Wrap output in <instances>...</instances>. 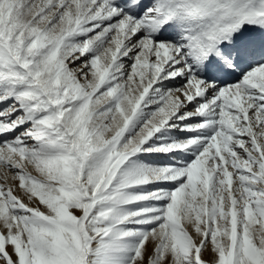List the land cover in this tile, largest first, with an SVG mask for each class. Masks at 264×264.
Returning <instances> with one entry per match:
<instances>
[{
    "label": "snow or ice",
    "instance_id": "snow-or-ice-1",
    "mask_svg": "<svg viewBox=\"0 0 264 264\" xmlns=\"http://www.w3.org/2000/svg\"><path fill=\"white\" fill-rule=\"evenodd\" d=\"M0 264H264V0H0Z\"/></svg>",
    "mask_w": 264,
    "mask_h": 264
},
{
    "label": "bare ground",
    "instance_id": "bare-ground-1",
    "mask_svg": "<svg viewBox=\"0 0 264 264\" xmlns=\"http://www.w3.org/2000/svg\"><path fill=\"white\" fill-rule=\"evenodd\" d=\"M147 249H148V251L150 252V251H152V245H151V243H149L148 245H147ZM209 254V253H208ZM207 254V255H208ZM204 257H205V255H204ZM209 259H207V260H210L211 259V253L209 254ZM204 259H206V257L204 258Z\"/></svg>",
    "mask_w": 264,
    "mask_h": 264
},
{
    "label": "rangeland",
    "instance_id": "rangeland-1",
    "mask_svg": "<svg viewBox=\"0 0 264 264\" xmlns=\"http://www.w3.org/2000/svg\"><path fill=\"white\" fill-rule=\"evenodd\" d=\"M17 194H19V195H21V198H23V193H22V191H19V192H17ZM26 203H27V201H25ZM208 253H204V255H205V257H206V260L207 259H209V254H210V252H209V254L207 255ZM205 257H203V258H205Z\"/></svg>",
    "mask_w": 264,
    "mask_h": 264
}]
</instances>
